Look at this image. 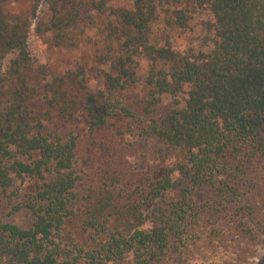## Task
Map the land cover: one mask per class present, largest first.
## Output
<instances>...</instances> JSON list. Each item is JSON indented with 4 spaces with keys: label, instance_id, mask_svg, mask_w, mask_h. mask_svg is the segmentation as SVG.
<instances>
[{
    "label": "trees",
    "instance_id": "16d2710c",
    "mask_svg": "<svg viewBox=\"0 0 264 264\" xmlns=\"http://www.w3.org/2000/svg\"><path fill=\"white\" fill-rule=\"evenodd\" d=\"M8 1L0 191L34 220H0V264H244L264 247V0H51L46 19L45 0H29L26 15L7 14ZM198 9L211 15L204 49L176 51L165 28L186 29ZM84 12L100 19L97 91L84 69L50 74L28 49L33 23L54 47L75 46ZM141 83L138 107L123 96ZM78 114L85 136L59 131ZM131 128L158 146L145 177L117 149L114 134Z\"/></svg>",
    "mask_w": 264,
    "mask_h": 264
},
{
    "label": "rangeland",
    "instance_id": "374dc122",
    "mask_svg": "<svg viewBox=\"0 0 264 264\" xmlns=\"http://www.w3.org/2000/svg\"><path fill=\"white\" fill-rule=\"evenodd\" d=\"M51 0L42 2L38 9V18L46 19L49 16V3ZM113 3L125 4V0H113ZM29 0H9L4 9L9 15L25 14L29 11ZM85 13V12H84ZM211 15L207 10L198 9L192 16L186 29H169L165 28V32L169 34L173 47L176 51H186L193 49L195 51L204 49L203 38L206 32L203 23L210 20ZM100 19L93 12H86L83 17L79 30L75 33V46L72 47H54L50 36L37 35L35 24L29 30L28 49L32 57L38 65H45L48 73L56 75L67 72L69 70L76 71L84 69L86 76V85L92 91H97L99 88H105L102 79L99 75L100 65L95 62V54L101 45V36L95 25H99ZM163 27V26H162ZM160 27H155V32L159 36L163 31ZM10 56L6 59V62ZM149 69V64L145 59L139 62L138 73L143 78ZM124 99L133 101L136 106L142 107L147 101V92L144 84H138L130 91L124 94ZM170 98L162 97L160 106L156 107V111L162 110L168 106ZM140 111V110H139ZM87 121L78 114L74 121L59 127V131L71 133L74 136H85ZM117 138V149L123 158L131 162L134 171L140 176L145 177L147 167L153 165L159 160L158 156L153 157L158 148L152 138H145L139 135L134 128L129 129L128 133L117 132L114 134ZM130 143L132 147L125 149V145ZM124 150V152L122 151ZM170 158V157H169ZM153 162H152V161ZM155 162V163H154ZM149 164V165H148ZM78 172L82 181L87 180V171L89 165L87 161L82 160L78 163ZM83 184V183H82ZM264 204V199H261ZM264 217V214H262ZM0 220L16 224L22 228H28L34 217L29 210L22 209L12 211L5 195L0 191ZM70 234L75 235L79 239L84 238V234L77 229V226L70 223L68 226ZM244 264H264V247L257 245L254 253L249 257Z\"/></svg>",
    "mask_w": 264,
    "mask_h": 264
}]
</instances>
